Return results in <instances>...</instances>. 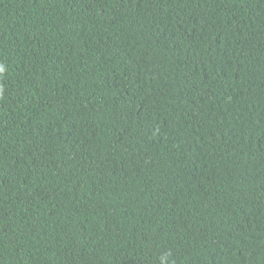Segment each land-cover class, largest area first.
Returning a JSON list of instances; mask_svg holds the SVG:
<instances>
[{
    "label": "trees",
    "instance_id": "16d2710c",
    "mask_svg": "<svg viewBox=\"0 0 264 264\" xmlns=\"http://www.w3.org/2000/svg\"><path fill=\"white\" fill-rule=\"evenodd\" d=\"M0 264H264V0H0Z\"/></svg>",
    "mask_w": 264,
    "mask_h": 264
}]
</instances>
